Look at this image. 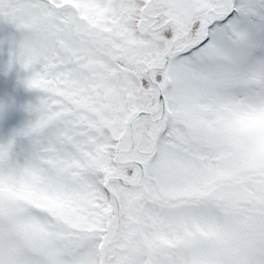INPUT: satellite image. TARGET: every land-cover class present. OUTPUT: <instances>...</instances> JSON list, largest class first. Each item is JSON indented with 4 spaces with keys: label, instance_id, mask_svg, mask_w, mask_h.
Here are the masks:
<instances>
[{
    "label": "snow or ice",
    "instance_id": "1",
    "mask_svg": "<svg viewBox=\"0 0 264 264\" xmlns=\"http://www.w3.org/2000/svg\"><path fill=\"white\" fill-rule=\"evenodd\" d=\"M0 27V264H264V0H0Z\"/></svg>",
    "mask_w": 264,
    "mask_h": 264
},
{
    "label": "rangeland",
    "instance_id": "2",
    "mask_svg": "<svg viewBox=\"0 0 264 264\" xmlns=\"http://www.w3.org/2000/svg\"><path fill=\"white\" fill-rule=\"evenodd\" d=\"M3 37V29L0 27V38ZM6 57V52L0 51V62H3V60ZM10 84H5V77L0 75V99H3L6 95V92L10 90ZM24 116L23 115H18L17 120H23Z\"/></svg>",
    "mask_w": 264,
    "mask_h": 264
}]
</instances>
